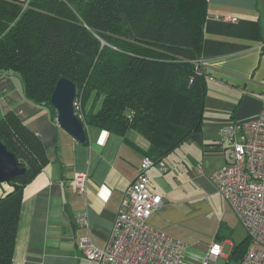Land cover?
Wrapping results in <instances>:
<instances>
[{
  "label": "crops",
  "instance_id": "1",
  "mask_svg": "<svg viewBox=\"0 0 264 264\" xmlns=\"http://www.w3.org/2000/svg\"><path fill=\"white\" fill-rule=\"evenodd\" d=\"M201 55V125L162 159L165 170L159 163L149 170L153 193L163 197L149 223L187 243L184 264H201L213 242L222 251L209 264H248L247 230L211 174L225 164L221 127L257 116L264 102V0H207ZM10 112L39 137L48 158L23 188L12 264H99L84 255L79 238L90 234L99 247L108 246L149 141L82 119V142L49 106L27 98L20 75L0 71V119ZM78 173L89 178L84 195L71 182Z\"/></svg>",
  "mask_w": 264,
  "mask_h": 264
},
{
  "label": "trees",
  "instance_id": "2",
  "mask_svg": "<svg viewBox=\"0 0 264 264\" xmlns=\"http://www.w3.org/2000/svg\"><path fill=\"white\" fill-rule=\"evenodd\" d=\"M206 1L0 0V71L20 75L27 98L54 113L52 92L69 78L89 105L87 124L142 134L144 154L160 161L201 125L206 75L194 60ZM0 140L27 168L0 196V264H12L23 188L48 158L13 112L0 119Z\"/></svg>",
  "mask_w": 264,
  "mask_h": 264
},
{
  "label": "built area",
  "instance_id": "3",
  "mask_svg": "<svg viewBox=\"0 0 264 264\" xmlns=\"http://www.w3.org/2000/svg\"><path fill=\"white\" fill-rule=\"evenodd\" d=\"M202 62L201 57L194 60L198 75L205 74ZM74 107L84 119L81 96L76 95ZM220 140L225 164L211 174V179L247 230L250 243L245 262L264 264V102L257 116L221 127ZM157 163L166 169L162 160L156 161L148 155L142 158L106 248L99 247L90 234L79 238V245L88 259L99 264H184L187 243L149 223L151 215L163 203L162 195L151 189L149 170ZM88 179L86 173L76 174L71 181L74 190L84 195ZM78 220L88 225L86 214L79 215ZM221 251V244L213 242L201 264H209L221 255Z\"/></svg>",
  "mask_w": 264,
  "mask_h": 264
},
{
  "label": "water",
  "instance_id": "4",
  "mask_svg": "<svg viewBox=\"0 0 264 264\" xmlns=\"http://www.w3.org/2000/svg\"><path fill=\"white\" fill-rule=\"evenodd\" d=\"M76 95L75 82L62 77L57 81L52 92L51 103L55 106L58 123L77 139L85 142L87 139L86 126L74 107ZM26 170L23 161L8 148L4 140H0V192L3 191L5 183L10 184L16 176L24 174ZM18 186V184L13 185L14 188Z\"/></svg>",
  "mask_w": 264,
  "mask_h": 264
},
{
  "label": "rangeland",
  "instance_id": "5",
  "mask_svg": "<svg viewBox=\"0 0 264 264\" xmlns=\"http://www.w3.org/2000/svg\"><path fill=\"white\" fill-rule=\"evenodd\" d=\"M85 113V110H84ZM14 189L12 184L5 183L4 184V189L2 192H0V196L7 194L8 192L12 191Z\"/></svg>",
  "mask_w": 264,
  "mask_h": 264
}]
</instances>
